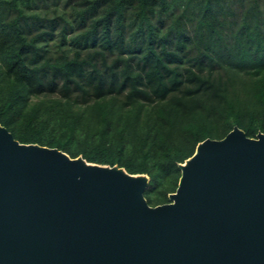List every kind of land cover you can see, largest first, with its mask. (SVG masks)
Here are the masks:
<instances>
[{
  "label": "trees",
  "instance_id": "trees-1",
  "mask_svg": "<svg viewBox=\"0 0 264 264\" xmlns=\"http://www.w3.org/2000/svg\"><path fill=\"white\" fill-rule=\"evenodd\" d=\"M0 125L168 202L199 142L264 133V0H0Z\"/></svg>",
  "mask_w": 264,
  "mask_h": 264
},
{
  "label": "water",
  "instance_id": "water-1",
  "mask_svg": "<svg viewBox=\"0 0 264 264\" xmlns=\"http://www.w3.org/2000/svg\"><path fill=\"white\" fill-rule=\"evenodd\" d=\"M179 167L149 205L146 174L0 125V264H264V133L234 126Z\"/></svg>",
  "mask_w": 264,
  "mask_h": 264
},
{
  "label": "rangeland",
  "instance_id": "rangeland-1",
  "mask_svg": "<svg viewBox=\"0 0 264 264\" xmlns=\"http://www.w3.org/2000/svg\"><path fill=\"white\" fill-rule=\"evenodd\" d=\"M49 8H51V6Z\"/></svg>",
  "mask_w": 264,
  "mask_h": 264
}]
</instances>
